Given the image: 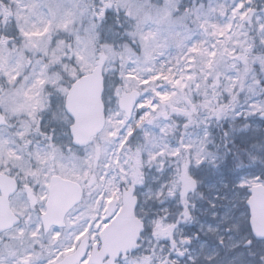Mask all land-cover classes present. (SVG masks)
Wrapping results in <instances>:
<instances>
[{
    "label": "snow or ice",
    "instance_id": "1",
    "mask_svg": "<svg viewBox=\"0 0 264 264\" xmlns=\"http://www.w3.org/2000/svg\"><path fill=\"white\" fill-rule=\"evenodd\" d=\"M0 264H264V0H0Z\"/></svg>",
    "mask_w": 264,
    "mask_h": 264
}]
</instances>
